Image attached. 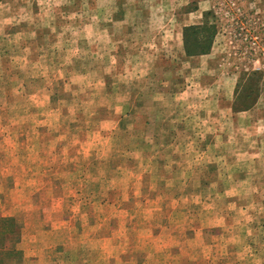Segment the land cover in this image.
Instances as JSON below:
<instances>
[{
    "label": "rangeland",
    "instance_id": "obj_1",
    "mask_svg": "<svg viewBox=\"0 0 264 264\" xmlns=\"http://www.w3.org/2000/svg\"><path fill=\"white\" fill-rule=\"evenodd\" d=\"M21 241L264 264V0H0V262Z\"/></svg>",
    "mask_w": 264,
    "mask_h": 264
},
{
    "label": "crops",
    "instance_id": "obj_2",
    "mask_svg": "<svg viewBox=\"0 0 264 264\" xmlns=\"http://www.w3.org/2000/svg\"><path fill=\"white\" fill-rule=\"evenodd\" d=\"M192 58V57H189ZM249 210L246 212L249 214ZM31 242L37 247V252L33 255L28 254L23 259L24 262L28 261L29 263L34 264H63V260L67 261V264H110L109 259L112 255H109L108 247L105 249V246L108 241H21L19 243L20 250L30 251L27 249V244ZM117 246L125 241H109ZM26 246L24 247V245ZM99 244L100 248H98ZM69 245L70 248L66 246ZM91 246V247H89ZM66 247V249H65ZM98 249L100 251L97 254ZM114 252V251H113ZM121 255L125 254L124 250H121ZM134 253V250L131 252ZM97 254V255H96ZM126 255V254H125ZM127 256V255H126ZM66 263V262H65ZM64 263V264H65ZM112 264V263H111ZM122 264V263H117Z\"/></svg>",
    "mask_w": 264,
    "mask_h": 264
},
{
    "label": "trees",
    "instance_id": "obj_3",
    "mask_svg": "<svg viewBox=\"0 0 264 264\" xmlns=\"http://www.w3.org/2000/svg\"><path fill=\"white\" fill-rule=\"evenodd\" d=\"M195 8L197 9V7ZM203 16H204L203 17L204 21L201 25L190 26L184 29L183 44L187 57L203 56L209 54L211 52L215 36L219 32L218 25L212 23V20L217 19L215 12L207 11L204 13ZM234 110L236 112H241V111H247L248 109L243 108L239 110L235 107ZM14 251L17 250L15 249ZM15 254L17 255V253L13 252L12 256ZM12 256L11 254H9L10 258ZM4 261L5 260H2L0 263L6 264V262L4 263Z\"/></svg>",
    "mask_w": 264,
    "mask_h": 264
}]
</instances>
